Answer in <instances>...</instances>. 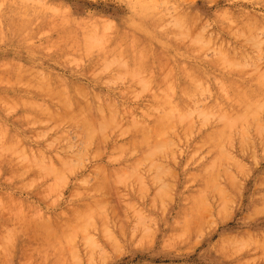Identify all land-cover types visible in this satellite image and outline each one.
<instances>
[{"label": "rangeland", "instance_id": "1", "mask_svg": "<svg viewBox=\"0 0 264 264\" xmlns=\"http://www.w3.org/2000/svg\"><path fill=\"white\" fill-rule=\"evenodd\" d=\"M13 1L18 2V0ZM19 1L23 4L25 3L24 7L27 11H31L28 16H23L22 18L27 23L25 24L27 32H20L16 23L18 20H15V17L13 18L12 14H10L11 10L4 8V6V11L1 12L2 16H0V76L7 78L10 75L11 79L8 78V80L12 83L11 80L14 74L12 67L14 72H16V66L20 65L16 63H21L22 66L28 67L33 76L27 69L26 71L31 74V77H34L35 74L38 75L39 80L40 78H45V76V80L50 77L49 83L51 85H53V82L57 83V78L55 77L57 75V81L63 78V82L68 84V89L70 88L74 93L76 91L71 85L73 82L75 85L85 87L84 90L87 94L81 92L82 95L79 96H81L80 99L83 98V102L89 100L92 110L89 107L90 111L89 109H83L82 112L77 108V111L80 110L83 114L85 111L84 117H86V114L88 115L87 111H89L90 117H92L90 119H95L96 116V121H99L100 115L98 113H101L99 112L101 108L106 116L108 115L106 114L108 109V113H111L112 116L110 114L107 117H113L114 119H111L115 121H112L113 123L111 122V124L109 119L110 124H108L106 123L108 118H103V120H107L103 122L108 124L107 126L101 120L96 122L99 128L95 126L94 130L97 128L96 131L99 130L98 133L100 131L102 133L99 135L95 133V136L92 135L93 140L89 142V138L92 137H89L88 133V138L84 137L86 133L82 132V130L79 131L80 128L78 129L83 122L82 124L78 123L75 127L74 123L71 122V125L64 118V122L68 121L69 125L67 122H59L57 124L56 119L58 117H55L54 121L57 125H53L52 122L54 121L50 122L51 119L48 120L49 117L46 118L41 114L45 108L47 111L52 109V106L51 108L46 107L52 103L50 102L51 99L48 101V95H45L46 98H44L39 93L41 97H38L35 93H32L34 91H30L29 88L26 87V89L23 86L22 89H15L6 79L7 86H5L3 82L5 77L3 79L0 78L3 83H0V95L2 94L0 99H3L5 94L4 100L7 101L6 96H11V98L7 96L10 99L9 105H7L8 102L6 103L3 100V103L0 100L2 102V104L0 102V106L4 105L6 107L7 105L6 108L3 107L5 110L0 107V264H264V141L259 144L257 132L255 133V130L264 126V118L257 119L254 116L258 115L257 109L255 110L256 105L254 104L255 108L253 106L252 109L250 108L253 111L252 116L257 119V123L262 124L261 126L259 123L258 125H255V123L252 126L249 124L247 125L249 129L245 127V124H242V126L244 125L242 129L247 131V136L242 139L245 141L243 142L245 144H242L243 146L239 144L241 142L238 140L240 139L238 138L239 136L242 137V133L240 132L241 135L239 133V129L240 131L242 130L239 128L241 124L237 125L236 134L234 129L230 130L231 133L228 131L231 136L229 133L224 132L226 135L224 136L223 133L221 138L220 135L222 134L217 131L216 135L218 137H216L220 140L216 138L218 140L216 143L220 142L215 146L218 147L220 153L215 155L218 156L220 154V156L219 159L215 157L216 167L213 169L210 162L214 159L210 160L212 152L208 149L212 144L209 140L206 141L207 143L205 142L207 136L206 138L204 137V132L213 130L210 129L213 126H218L213 128L220 130V119L212 118L207 123L206 121L204 123L202 116L199 117L194 112L192 114L191 111L190 114L185 113L182 116L184 119L193 115V121L191 118L187 119L192 121H188L187 126L192 127L191 124H193V128H191L193 132L186 128V130L188 129L187 133L190 134L183 132L182 135L181 132L186 124L181 125V119L176 118L180 113L173 112L174 116L176 115L174 117L175 120L173 116L167 117L168 120L170 121V118L173 119L174 123L181 127L179 129L176 124L174 125L173 121H170L172 123H168V126L170 128L173 124V127L170 129L166 127L167 131H169L167 133L168 137L162 132L165 128L162 127L163 129L161 128L159 132L160 129L158 127L159 125L162 126L164 121L167 123V118L163 120L162 124H160L161 120L157 122L156 125L159 124L157 127H155V124L153 126V123L159 120L157 118L160 116L158 113H162V110L160 111L153 104L154 98L152 97L153 100L150 98L153 95V91L154 93L159 91L162 93L161 89H155V80L159 79L160 73L165 71L163 68H166L167 76H170L169 79L173 80V82L169 79L170 82L167 81L168 77L164 74V77H166L164 83L165 81L172 83L174 94L179 93L178 86L183 81V74L179 69L183 63H187L184 67L188 65L189 67H195V71L191 72H198L200 76L196 74V77H201L197 82V79L191 75L192 79H196L195 82L191 81L193 85L195 84L194 88L197 86L196 88L200 89L204 86L205 90L210 88V93L205 92V90L203 92L201 89L199 91L195 89L194 95H191L194 97L186 98V102L188 99L190 101L185 102V104L194 107L195 103L193 101L196 102L195 99L197 101L200 100L199 106L196 103L195 108L198 107V109L201 108V110L205 111V109L200 107L202 106L200 104L206 103L208 105L207 103H209L211 105V102L215 101L216 104H223L225 110L228 109L230 118V109L235 105L233 100L235 97L232 98L230 96L232 89L235 90V87H239L240 84H243V87L248 86V89H253L257 85L255 84L256 81L253 80L255 83L251 81L252 79L260 77V80H264V0ZM29 7L32 10H29ZM38 16L42 18H40L41 20L47 21L46 23L49 26H45L44 21L41 23L38 20ZM148 16L156 20V22H153V19H149ZM147 18L151 21L149 22ZM34 19H37L40 23L38 21L35 23ZM145 19L146 22L144 21ZM177 19L178 21L175 24ZM183 19L187 22H185L186 24H189V28L185 27L184 24H182L183 26L179 25V21L181 23ZM154 26L155 30H153ZM169 26H172V29ZM247 26L251 28V32H248L249 36L246 34L248 37L243 34L244 28L246 32L248 31ZM162 27L164 30L165 28L170 30L171 36H169V39H160L158 36L157 29ZM183 29L186 31H181ZM130 30L133 34L136 33L134 35L138 37V40L141 37L147 38L145 40L146 45H144L142 38L141 41L143 46H147V48H144H150L147 56L146 54L145 56L150 62L151 66H149L151 69H148L149 66L146 67L149 64L148 62L144 67L146 70L143 69L144 72L141 73L148 77L150 74L154 76L152 75L153 78L150 77L152 78L151 83L148 82L149 84L147 83L145 86L137 81L140 86L135 84L136 82H132L135 81V77H138L137 75L142 77L140 72H137L136 75L135 72L134 74L131 73L132 70H129L131 72L127 71V68L131 69L136 62L143 66L142 60H144L143 58H137L138 60L132 58L131 60L130 56L138 57L135 47L139 43L136 45L137 38L135 39L132 33L130 34L133 35L136 46L130 42L132 41V37L130 38V35H128ZM124 31L125 34L127 33L126 38L122 34ZM180 31L185 34L183 35ZM177 32L179 35L181 34L182 40H186L185 38L188 41L205 40L206 38L208 45H210L206 46L204 50L202 49L201 51L203 52L200 51V54L186 52L183 50L184 46L178 44L182 40H175L179 36ZM65 33L68 37H66ZM64 36L70 42L72 41L71 39L76 44L79 42L77 46L80 47L77 48V46L70 45L68 48V43L65 44L67 47H64L63 45L66 41L64 43L60 42ZM170 38L174 41L171 42ZM113 40L116 43L118 42V51L122 52L124 56H121L118 52V56L115 57L116 44L113 49L112 45V52L109 53L108 51L111 54L109 56L106 53V50H108L106 47V52L100 53L105 56L103 55L104 57L96 59L101 61L98 62L99 64L96 63L98 66L95 63L92 64L97 69L96 67L91 69V61L98 54L91 53L89 56V54H86L88 49L93 47V50H91L94 52L96 47L100 48L99 46H101L102 48L105 44L109 47L110 44H113ZM83 42L84 44H82ZM185 42L187 41H183V45ZM250 42L252 44L253 42L256 43L253 46ZM130 43L131 46L133 45L132 48H134L132 52L135 55L137 54L136 56L131 53ZM127 44L129 45L127 46ZM88 45L90 46L88 47ZM91 45L93 46L91 47ZM71 47L75 52L74 50L68 51L66 54L64 49L68 48L67 50H69ZM139 47L137 48L142 52L141 47ZM153 48L155 52H153ZM232 48H234L233 51ZM77 49L81 51L77 52ZM158 49L161 50V53L157 52ZM227 52L235 53L233 62L226 61L221 56V53ZM112 53L115 54H113L114 57H110ZM162 53L168 56L166 62L169 60L170 63L166 65L171 66L170 69H168L169 66H164L163 68L160 66L163 63L162 61H165ZM154 54L155 57L153 56ZM80 55L83 56L81 57ZM71 56L73 59H70ZM107 56L108 59L105 60ZM156 56H163L164 58L162 60L159 57L161 63L157 62L162 69H159V67L158 69L155 68ZM133 60L135 63L133 62L132 64ZM12 62H15V66H13ZM123 68L125 69L124 71ZM257 72L259 73L257 74ZM29 74L23 75L25 76L23 78L26 80V76L30 77ZM129 74L135 75L134 80L131 78L132 76L129 77ZM191 78L189 75L185 80L189 79L190 81L192 80ZM218 78L224 83L226 90L222 89L223 86L217 80ZM162 79L164 78L162 77ZM227 79H234V82L239 80L241 83H235L237 85L234 86V82L232 80L227 82ZM29 80L31 81L30 78ZM46 82L44 81V83ZM59 82L58 84L61 87H65L62 82ZM217 83H219L220 87H218ZM231 83L232 85L234 84L233 88ZM206 86H209V88H206ZM133 88L134 94L130 90ZM135 89H137L138 93ZM138 89L144 90L140 92ZM167 90L164 93L173 94L171 89ZM234 90L232 92L235 95ZM243 90L245 94L249 91L245 90V88ZM197 91L199 92L198 95ZM235 91L237 93L241 92V90L238 92L237 89ZM151 93L152 95H150ZM222 95L228 98L224 100ZM12 96L16 99H12ZM76 96L78 97V93ZM17 97H20L21 100L23 98L25 100L33 99V101L35 100L34 102L37 101V105L41 101L44 102V104L39 105L40 108L43 107V109L39 108V110H42L39 119H44L42 121L38 119L33 122L34 124L32 123L33 119H30V123L28 112L31 118L33 116L31 114L32 110L27 109L24 105L23 109L20 104L21 100L18 101ZM197 97L200 98L198 99ZM214 97L216 99L213 101ZM97 100L100 103L95 105ZM105 103L107 104L105 105L106 108L104 107ZM146 103H149V105ZM252 104L250 103V105ZM150 106L151 108H149ZM185 107L186 105L182 109L185 110ZM204 107H206L205 113H207L208 106ZM219 107L217 108L218 110L221 108ZM60 108V105L54 103L53 110L55 113L58 111L56 115H63V111H61L63 108ZM224 109L221 108L222 113H224ZM154 110L159 116L154 115ZM146 112L153 114L154 118L153 116L148 118L149 114H147L148 116L142 115V113L146 114ZM247 113L249 115V109H247ZM22 114L28 117L25 119L27 122L24 120L25 116L22 121L18 119ZM77 115L83 117L79 112ZM92 115H95L94 118ZM45 116H48V114ZM63 116L65 117L66 114ZM60 117V120L63 119L62 116ZM50 118L53 120V117ZM197 119L200 120L198 121ZM85 120L87 121L88 119ZM141 120L144 125L154 121L152 127L159 129L158 132H162L163 136L157 133V129H149L150 124L144 126V129H139L141 127L140 124L135 127V124L137 126V123H139L138 121L142 123ZM37 121H39V124H36ZM90 122H93V120H89L88 124ZM185 122L187 123V121ZM98 123H101L102 129H100L101 127ZM130 123L134 124V126L129 127ZM102 124L105 128H103ZM87 127L84 126L86 132L87 129L95 132L93 125H89L90 128ZM253 127L256 129L253 130ZM137 129L140 131L136 132ZM174 129L176 133L173 132ZM152 130L153 133L156 132V136L152 134ZM216 130L213 131L216 132ZM80 132L82 136L79 135ZM92 132L90 133L92 134ZM134 132L137 134H134ZM140 132H142V135L145 132L148 133L150 141L153 137L154 140L152 141L154 143L151 142L149 144H155L156 147H154L155 145H150L152 147L148 146L149 149H144L143 146L145 144L148 145L149 142H146L149 139L145 137L146 143L142 141L145 144H139L138 146H141V150L131 149L132 145L133 147L135 144L136 146L138 145V141L135 138L140 140L139 138L142 137L143 140V136L139 137ZM171 132L173 133L170 134ZM4 133L7 135L5 136ZM9 133L14 134L15 141L19 139L20 143L23 144H20L19 140L15 143L13 142V144V135L11 134V136ZM151 134L154 136H151ZM102 135L103 138H101ZM9 136H11V139L8 138ZM164 136H167L168 140L164 138L166 142L163 141ZM184 136L185 138L183 139ZM202 136L205 143L200 145L201 142H198ZM130 138L135 139L137 142L134 140V144ZM6 139L8 140V142L6 141L7 144L12 140L11 145H17L16 143L20 145V147L17 145V149L14 148V151L10 150L11 154L9 152L6 154L7 161L8 159L12 161L9 162L10 164L4 160L6 156L4 157L3 154L6 153L7 148L13 146L9 145L8 147L5 142ZM128 140L133 143H129L130 149L127 148L129 146L128 143V146L125 147ZM221 140L224 141L221 143ZM246 141L249 143H246ZM212 143L214 145L213 141ZM3 145L5 146L4 149ZM164 146L166 148H163ZM164 149H166V152ZM142 150L144 152H141ZM156 151H158L159 156ZM216 151H218L217 148ZM216 151L214 150V152ZM139 152L145 155H140ZM155 153L157 156L155 155L154 157L153 154ZM8 154L12 156L8 157ZM138 154L144 156V159L143 157L139 158ZM146 154H149V156H146ZM64 155H69V158L67 163L60 165L59 159ZM152 156L154 158H149ZM146 157L148 158L146 159ZM226 157H230V160ZM141 160L143 161L141 162ZM13 162L15 163L14 165ZM18 163H20V166ZM9 165L11 166L9 167ZM203 165L204 167L209 166V168L214 170V173L209 170H206L210 173L209 175L207 172H202L204 169ZM8 167L13 169L16 167V172ZM42 167H46L44 168L45 170ZM45 232L47 233L44 234ZM49 252L53 254L52 256L54 254L55 256L51 257L50 254L49 258H46L45 254Z\"/></svg>", "mask_w": 264, "mask_h": 264}, {"label": "bare ground", "instance_id": "2", "mask_svg": "<svg viewBox=\"0 0 264 264\" xmlns=\"http://www.w3.org/2000/svg\"><path fill=\"white\" fill-rule=\"evenodd\" d=\"M25 2H26V1H25ZM24 5H25V3L23 4V3H22L21 1H19V0H18V2H14L13 0H10V1H9V0H0V16H2V15H1L2 13H1V12L4 11V8H9V9L11 10V11H10V14H12V17H13V18L15 17V20H18V21H16V23L18 24V29L20 30L21 33H24V32L26 33V32H27V30L25 29V28H26V27H25V24H27V23L24 22V20H23L22 18H23V16H24V17H25V16H28V15L30 14V12H31V11H27V9L24 7ZM4 6H5V7H4ZM14 6H15V7H14ZM3 7H4V8H3ZM27 8H28V7H27ZM30 9L32 10L31 7H29V10H30ZM36 12H37V11H36ZM32 13H33V12H32ZM34 13H35V12H34ZM144 13H145V12H144ZM148 13H150V12H148ZM146 14H147V12H146ZM147 15H148V14H147ZM149 16L152 17L151 14H149ZM149 16H148V17H149ZM35 17H37V15H35ZM35 17H34V18H35ZM151 17H149V19H150ZM26 18H27V17H26ZM38 18H39V19H38ZM38 18H37V19L40 20L41 23L44 21V20H41L42 18H41L40 16H38ZM40 18H41V19H40ZM28 19H30V17H28ZM37 19H36V20L34 19V20H35V23H37V21H38ZM147 19H148V18H147ZM149 19H148V21H149ZM152 19H153V18H151V20H152ZM151 20H150V21H151ZM144 21L146 22V19H145ZM150 21H149V22H150ZM177 21H178V19L175 21V24L177 23ZM12 22H13V21H12ZM44 22H45V21H44ZM46 22H47V21H46ZM46 22H45V26L48 25V23H46ZM153 22H156V20L153 19ZM153 22H151V23L153 24ZM185 22H186V21L183 19V20L181 21V23H180V21H179V25L184 24L185 27L187 26V28H189V26H188L189 24H186L187 22H186V23H185ZM38 23H40V22L38 21ZM189 23H190V22H189ZM12 24H13V23H12ZM163 24H164V23H163ZM168 24H169V23H168ZM175 24H174V25H175ZM40 25H41V24H40ZM154 25H156V24H154ZM158 25H159V24H158ZM169 25H171V24H169ZM48 26H49V25H48ZM147 26H148V25H147ZM150 26L153 27L152 25H150ZM150 26H149V27H150ZM166 26H168V25H166ZM182 26H183V25H182ZM182 26H181V28H182ZM171 27H172V26H169V28H171ZM244 27H245V26H244ZM245 28H246V27H245ZM245 28L243 29V27H242L243 31L245 30V31L243 32L244 35L248 34V32H251V28H250L249 26H247V30H248L247 32H246V29H245ZM12 29H13V28H12ZM152 29H153V28H152ZM155 29H156V28H155V26H154V29H153V30H155ZM167 29H168V28H167ZM167 29L165 28V30H164L163 27L160 28V29H157V31H158V36L160 37V39H163V38H168V39H169V36H171V32H170V30H167ZM171 29H172V28H171ZM177 29H178V28H177ZM179 29H180V28H179ZM174 30H175V29H174ZM231 30H232V29H231ZM181 31H184V29L181 30ZM181 31H180V32H181ZM185 31H186V30H185ZM185 31H184V32H185ZM241 31H242V30H241ZM126 32H127V31H126ZM148 32H150V31H148ZM148 32H147V33H148ZM172 32H174V31H172ZM175 32H176V31H175ZM184 32H181V33L184 35V34H185ZM187 32H188V30H187ZM101 33H102V32H101ZM128 33H129L128 35H130L129 37H130V38L132 37V39H131L132 41H130V42H132V44H134V41H135V40H133V35H134V34L136 35V33L133 34V33L131 32V30L128 31ZM130 33H132L133 35L130 34ZM33 34H34V33H33ZM122 34H124V35H125V38H126L127 33L125 34V31H124ZM177 34L179 35L178 32H177ZM23 35H24V34H23ZM65 35H66V33H65ZM131 35H132V36H131ZM135 35H134V36H135ZM148 35H149V33H148ZM237 35H238V34H237ZM244 35H243V36H244ZM21 36H22V35H21ZM149 36H150V35H149ZM248 36H249V34H248ZM248 36L246 35V37H248ZM66 37H68V36L66 35ZM153 37H154V36H153ZM153 37H152V38H153ZM63 38H64V40H63ZM69 38H70V36H69ZM136 38H137V39H136ZM141 38H142L143 40H142ZM141 38H139L140 40H138V37L135 36V39H136V41H137L136 45H138V43H139L138 46H136V45L134 44V45L136 46V47H135V50H137L136 52H137L138 55H137V54H136V55H137L138 57H133V56H130V57H131V60H132V58H134L135 60H138L137 58H143L144 60H146V59H147V60H146V62H144V60H142L143 63L140 62V63L143 64V66H141V64L139 65V63L136 62V64L132 65V68H131V69H129V68H127L128 70L126 69L127 71L132 70V72H131V71H129V72H131V73H133V74H134V72H135L136 75H137V72H140V73H141V72H144L143 69L146 70V68H144V67H145L146 63L149 62V61H148V58H147L146 56H147V54H148L147 52H148V50H149L150 48L146 49L147 46H143V43H144V45H146L145 40H147V38H144V37H141ZM198 38H199V37H198ZM202 38H203V37H202ZM18 39H19V37H18ZM154 39H155V37H154ZM170 39H171V38H170ZM177 39H178V40H180V39L182 40V38H181V34L178 36V38H175V40H177ZM185 39H186V40H182V41H180L179 43L176 42V41H175V42L178 43V44H182V46H184V47H183V50L186 51V52H190V53L200 54L199 52H200L202 49L204 50V49L206 48V46H209V45H210V44L208 45V41H206V38H205V40H204V39H203V40H202V39H201V40H200V39H196V40H191V41H188L187 38H185ZM246 39H247V38H246ZM61 40H63V41H61ZM61 40H60V42H63V43L66 41V43H64V45H63L64 47L66 46L65 44H67V43H68V44H67L68 48L70 47V45H72V46H73V45H74V46L79 45V42H78V44H76V42H74L73 39H71L72 41L70 42L68 38H65V36L62 37ZM129 40H130V39H129ZM141 40L143 41V43H142ZM151 40H152V39H151ZM247 40H248V39H247ZM67 41H68V42H67ZM160 41H161V40H160ZM173 41H174V40H173ZM173 41H172V39H171V42H173ZM183 41H187V42H185L184 45H183ZM259 41H260V40H259ZM72 42H74L76 45H75L74 43L72 44ZM108 42H109V41H108ZM108 42H107V43H108ZM164 42H165V41H164ZM256 42H257V41H256ZM256 42H253V44H255ZM70 43H71V44H70ZM93 43H94V42H93ZM93 43H92V44H93ZM96 43H97V42H96ZM112 43H113V44H110L111 46L109 45V47H108L106 44L103 45V46H105L104 48H103V46H102V48H101V46H99L100 48L96 47L97 50H96V48H95L94 52H92V50H93V47H92V46H93V45H91V47H92L91 49H92V50L89 48L90 51H89V49H88V51H87L88 53H86V54H89V56L91 55V53H92V54L95 53V55L98 54V56H95L96 58L94 57L95 59L91 61V65L94 64V63H95V65H97L96 63H98L100 60L97 61L96 59H99L100 57H104V56H105L104 54H103L104 56L101 55L103 52H104V53H105L106 51H107L106 53H108V51H109V53L112 52V49L115 47L114 45L116 44V46H117V43H118V42L116 43V41L113 40ZM209 43H210V42H209ZM250 43H251V42H250ZM82 44H84V42H83ZM98 44H101V43H98ZM140 44H141L142 46H141ZM178 44H177V46H178ZM253 44L251 43V45H253ZM112 45H113V47H112ZM128 45H129V44H127V46H128ZM63 46H62V47H63ZM67 46H66V47H67ZM89 46H90V45H88V47H89ZM127 46H126V47H127ZM139 46L141 47V51H142V52H140V50L137 48V47H139ZM161 46H162V45H161ZM231 46H232V45H231ZM253 46H254V45H253ZM64 47H63V48H64ZM79 47H80V46H77V48H79ZM83 47H85V46H83ZM86 47H87V46H86ZM106 47H107L108 50H106ZM111 47H112V49H111ZM130 47H131V48H130ZM132 47H133V45L131 46V43H130L129 48H130V50H131V53L133 54L134 52H132V51H134V48H132ZM140 47H139V48H140ZM144 47H146V48H144ZM232 47H233V46H232ZM63 48H62V50H63ZM68 48H67V49H68ZM136 48H137V49H136ZM154 48H155V47H154ZM154 48L152 49L153 52H155ZM60 49H61V48H60ZM67 49H64V50L66 51V54L68 53V51H73V50H74V49H72V47L70 48L71 50H70V49L67 50ZM75 49H76V47H75ZM82 49H84V48H82ZM99 49H100V50H99ZM103 49H104V50H103ZM132 49H133V50H132ZM216 49H217V48H216ZM64 50H63V51H64ZM77 50H78V51H77ZM77 50H76L77 52H80V51H81V50H79V49H77ZM101 50H102V52H100ZM105 50H106V51H105ZM116 50H117V51H116ZM116 50H115V52H114L116 55H115L114 53H112V56H110V57H114L113 54L115 55V57L118 56V55H117L118 52H119V51H118V50H119L118 46H117V49H116ZM127 50H128V49H127ZM138 50H139V51H138ZM143 50H144V51H143ZM145 50H146V53H145ZM233 50H234V48H232V51H233ZM84 51H85V50H84ZM74 52H75V50H74ZM89 52H90V53H89ZM96 52H97V53H96ZM116 52H117V53H116ZM138 52H139V53H138ZM157 52L161 53V50L158 49ZM201 52H203V51H201ZM234 52H235V51H234ZM59 53H60V52H59ZM82 53H83V52H82ZM100 53H101V54H100ZM109 53H108V56L111 55V54H109ZM119 53L121 54V56L123 55L122 52H119ZM126 53H127V52H126ZM143 53H144V54H143ZM159 53H158V54H159ZM78 54H81V53H78ZM127 54H128V53H127ZM139 54H140V55H139ZM141 54H142L144 57H143ZM145 54H146V56H145ZM158 54H156V55H158ZM217 54H218V53H217ZM130 55H131V54H130ZM133 55H135V53H134ZM136 55H135V56H136ZM162 55H164V58H165V61H162V62H163V63L165 62V64L161 63V60H160V58H161L162 60L164 59L163 56H162V57H160V56H156L157 59H159V61H157V59H156V67H155V66H154V67L157 68V69H158V67H159V69H162L164 66H165V67H166V66H169V65H166V64H169V63H170L169 60H168V62H166V59H168V58H167L168 56L165 55V54H163V53H162ZM233 55H235V53H233V54H232V53H229V52H227V53H221V56L223 57V59L226 60V61H229V62H233V59H234V58H233ZM80 56L82 57L83 55H80ZM85 56H86V55H85ZM87 56H88V55H87ZM108 56L105 57V60L108 59ZM119 56H120V55H119ZM121 56H120V57H121ZM123 56H124V55H123ZM153 56L155 57V54H154ZM194 56H195V55H194ZM202 56H204V55H202ZM218 56H219V55H218ZM63 57H64V56H63ZM63 57H62V58H63ZM68 57H70V56H68ZM81 57H79V58H81ZM159 57H160V58H159ZM236 57H237V56H236ZM77 58H78V57H77ZM79 58H78V59H79ZM83 58H84V57H83ZM145 58H146V59H145ZM59 59H61V58L59 57ZM66 59H67V58H66ZM70 59H73L72 56H71ZM81 59H82V58H81ZM223 59H222V60H223ZM237 59H238V58H237ZM74 60H75V59H74ZM110 60H111V59H110ZM112 60H113V59H112ZM234 60H235V59H234ZM61 61H62V60H61ZM59 62H60V61H59ZM89 62H90V61H89ZM100 62H101V61H100ZM103 62H104V61H103ZM106 62H107V61H106ZM108 62H110V61H108ZM113 62H114V60H113ZM133 62L135 63L134 60H133L131 63L133 64ZM157 62H158V63H159V62L161 63L160 66H161L162 68H161L160 66H158L159 64H158ZM229 62H227V63H229ZM72 63H74V62H72ZM72 63H71V64H72ZM144 63H145V64H144ZM12 64H13V66H15V65H14L15 62H14V63L12 62ZM16 64H17V65L20 64L21 66H20V65H19V66H16V67H17V69L15 68V69H16V70H15L16 72H14V69H13V67H12V70H13V73H14L13 76H12V80H11L12 83L8 80V78L11 79V78H10V77H11L10 75H9V77L7 76V78H6L5 76H4L5 78H4L3 76H0V78H2V79L4 78V79H3L4 85L7 86V84H6L7 82H5V81L8 80V81L10 82V84H12V85L15 87V89H22V86L25 87V88L27 87V88L30 89V91H31V90L34 91V92H32V93H35V95H37L38 97L40 96L39 93H41V96H43L44 98H46L45 95H48V101L51 99L50 102H52L51 104H49V105L46 106V107H49V108H51V106H52V109H51V110H52L53 112L51 113V110H50V109H49V111H47L46 108H45V109H43V107L40 108L39 105L42 104V103L44 104V102H42V101H41V103H40L39 105H37V104H38L37 101L34 102L35 100L33 101V99H26V100H25V99L23 98V99L21 100L20 97H17V100H18V101L21 100V102H20V104L22 105L21 107H23V105H24V107H26L27 109L32 110L31 114H32L33 116H31V118H30V113L28 112V114H29V120H30V119H33L32 123L39 119V117H40V112H42V110H39V108H40V109H43V111H44V112H42L41 114H42L44 117H46V118L49 117L48 120L51 119L50 122H51V121H54V118H55V117H58V119H56V120H57V121H56L57 124H58L59 122H60V123L64 122V118L67 119V120L70 122L71 125H72V123H74V124H75V127H76V125H78V123H81V124H82V122H83V124H82L83 126L80 125L81 127H78V126H77V127H78V129L80 128L79 131L82 130V132L86 133V135H84V137H87V138H88V136H89V137H92V138H89V140H88L89 142H90V141L92 142V140H93V136H95V133H97L98 135L102 133L101 131H100V133H98L99 130L96 131V129L99 128V127L96 125V122H99L100 120L102 121V123H103V122H106V121H107V120H105L106 118H108V122H106V123H108V124H110L112 121H113V122L115 121V120H113V119H114L113 117H110V118L107 117L108 115L111 114V113H110V114L108 113V112H109L108 109L106 110V111H107L106 114H108V115L106 116L105 114H103L104 112H102V109L100 108V107H101L100 105H99V106H100L99 108H100L101 111H99V112L102 113V114H101V113H98V114L100 115V116L98 115L99 118H100V120L98 119L99 121H96L97 118H96L95 115H92L93 118H94V116H95V119H90V118H92V117H90L91 115L89 114L90 109L92 110V107H90L91 104L88 102L89 100H86V102H83V101H82L83 98L80 99L81 96H79V95H82L81 92H83L84 94H87L86 91L84 90L85 87H82L81 85H75V84H73L74 82H73V83L71 82V83H72L71 85L73 86V89L76 91V92L74 93V92H72V91L70 90V88L68 89V87H67L68 84H65V83L63 82V81H64L63 78L60 77L62 80L59 79V80L57 81L58 77H57V75H56V76L54 75V76L57 78V79H56V82H57V83H54V82H53V85H51V84L49 83V79H51L50 77H49V79L47 78L48 81L45 80V79H46V76H45V78H44V77H43L44 75L42 76V77H43L42 79L40 78V80H39L37 74H35V76H36V77L34 76L35 78H34V77H31V76H33V74H32V72H31V70H28V67L22 66L21 63H16ZM98 64H99V63H98ZM162 64H163V65H162ZM185 64L187 65V63H185ZM185 64L183 63V64L181 65V68H182V69L179 67V68H180L179 70H181L180 72L183 74V76H182L183 81L180 82V85L178 86V88H179V93H177V94H174V91H173V90H174L173 85H171L172 83H171V84L169 83V82L171 81V79H169L170 76H167L168 73H166V71H167L166 68H163V70L165 69V71H164V72H161V73H163L162 75H161V73H160V77H159V79H156V78H155V79H156V80H155V82H156V84H155V89H157V90H160V89H161L162 93H160V91H159V92H158V91H155V92H158V93H154V91H153V95H152V93H151L150 95H152V96H151L150 98H151L152 100H153V98H154V100H153L154 103H153V104H154L158 109H160V111L162 110V113H158V114L160 115V116H159V115L156 113V111L154 110V111H155L154 115H155V116H159V117H157L159 120L156 121V123H155L154 121H152V123L154 122V123H153V126H155V125L157 124V122H159L160 120L162 121V122H160V124H162V123H163V120H164L165 118H167V117H170V116L172 117V116H173V118H174V117L176 116V115L174 116V113H177V114L180 113V115H179L178 117H176V118H179V120L181 119V121H180V122H181V123H180L181 125H182V124H186V126L184 125V126H185V127H184V130H183V126H182V130H183V131L181 130V131H182L181 133H182V135H183V132L186 133V134H190V133H187V130H188V129H190V132H193V131H191V128H193V124H191L192 127L189 126L190 128L187 126V125H188V121H190V119H189V120H187V119H188V118H191V119H192L193 115H192V117H186L187 119H184L182 116H183V114H185V113H189V114H190V111H191L192 114H193V112H194V113H196L197 115H199V117L202 116V118H203V120H204V123H205V121H206V123H207V122L210 121L212 118H218V119H220V122H219V121H218V122H219V124L221 123V125H219V126H221V127H220L221 129L219 128L220 130H216V128H217L218 126H213V127H216V128L211 127L210 129H213L214 131L216 130V132H214L213 130H209V132H208V131H205V132H204V133H205V136H204V137L206 138V136H207V140H205V142L209 140V141L211 142V144H212V145H210V146H211V147H213V146L216 147L215 145L218 144V143L220 142V141H219L218 143H216L218 140H220L219 138H217V137H218V135H216V134H217V131H219V133L222 134V135L219 134L220 137L222 138L224 132H226V133L228 134V133L230 132V130H232V129H234V133L236 134L237 132H236L235 130L237 129V125H239V124H241V127H239V128H241V129H242V127H244V125L242 126V124H245V127L248 128L247 125H249V124H251V126L254 125L255 123H256L255 125H258V123H259V122L257 123V119H258V118H264V85H263L264 80H262V79L260 80V79H259L260 77H258V78H254V79L251 80L252 82L256 81V83H255V82H254V83L257 85V87L255 86L256 88H253V89L250 87V88L252 89V91H251V89H248V88H249L248 86L243 87V84H240L241 82H240L239 80H238L237 82H236V81L234 82V79H233V80H232V79H227V82H228L229 80H232V81L234 82V84H235V83H237V84L239 83V84H240V85H239L240 88H239L238 86L235 87V88L238 90V92L241 90L240 93H237V91H235L236 89H235V90L232 89V91L234 90L235 95H234V93H233L232 91H231V93L229 92V93L231 94L230 96H232V98L235 97V98H233V100H234V102H235V105L233 104L234 107L231 108L230 106H228V107L231 108V109H230V110H231L230 118H229L228 111H227L228 109L225 110V109L223 108V104H219V103H218V100H217V103H218V104H216V102L214 101V99H216V97L213 98V101H214V102H213V103L211 102V105H209V103H207L208 105H206V103H203L204 106H208V111H207L208 114L205 113L207 109H206V107L203 106V104H200V105H202V106H200V107H202V109H205V111L201 110V108L198 109V107L195 108V105H197V104L199 103L200 100L197 101V99L194 98V99L196 100V102L193 101V103H195L194 107H192L191 105H187V104H185V102H186L185 100H187L186 98L189 97V99H190V98H193V97H194V96H191V95H194L193 93H194V90H195V89L198 90V91L201 89V90H203V92H204V90H205V88H203L204 86L201 87L200 89H199V88H196L197 86L194 88V85H195V84L193 85L192 83L195 82L196 79H197V82H198V79H200L201 77H200V78L198 77V76H200V75H198V72H197V73H196V72H195V73L191 72V71H195V69H194L195 67H193V66H192V67H189V65H188L187 67H184ZM91 65H90L91 69H92V67H93V68L96 67V66H94V65H92V66H91ZM117 65H118V64H117ZM149 65H150V62H149V64H148L146 67H148ZM190 65H192V64H190ZM228 65H229V64H228ZM228 65H227V66H228ZM11 66H12V65H11ZM97 66H98V65H97ZM99 66H100V65H99ZM106 66H107V65H106ZM108 66H110V65H108ZM120 66H121V65H120ZM150 66H151V65H150ZM150 66L148 67V69L150 68ZM234 66H235V65H234ZM170 67H171V66H169L168 69H170ZM236 67H237V66H236ZM31 68H32V67H31ZM177 68H178V67H177ZM237 68H238V67H237ZM242 68H243V67H242ZM26 69L29 71V73L31 72L32 75L29 74L28 71H26ZM29 69H30V68H29ZM32 69H33V68H32ZM35 69H36V68H35ZM35 69H34V70H35ZM96 69H97V67H96ZM150 69H151V68H150ZM37 70H38V69H37ZM94 70H95V69H94ZM124 70H125V69L123 68V71H124ZM32 71H33V70H32ZM25 72L28 73L29 76L31 75L30 77L26 76V78H27L26 80H28V81H26V80L23 78V77H25V76H23V75H28V74H26ZM34 72H35V71H34ZM129 72H128V73H129ZM186 72H187V73H186ZM191 73H192V74H191ZM258 73H259V72H257V74H258ZM95 74H97V72H95ZM158 74H159V73H158ZM164 74H165L166 77H168V78H167V81L170 80L169 82L165 81V83H164V80L166 79V77H164ZM182 74H181V75H182ZM194 74H195V75H194ZM196 74L198 75L197 77H196ZM11 75H12V74H11ZM152 75H153V74H150L149 77H148L147 75L144 76V73H143V74L141 73V76H142V77H140V75H137L138 77H135V75H130V74H129V77L132 76L131 78H132L133 80H134V77H135V81H132V79L130 78L131 81H132L133 83L137 81V82L142 83V84L145 86V84H147L148 82L151 83V81H152L151 79H152L153 76H154V75H153V76H152ZM185 75H186V76H185ZM189 75H190V78H191V75H192V77H195L196 79L194 80V79L191 78L192 80H190V81H189V79H188V80H185V78H186L187 76H189ZM261 75H262V73H261ZM261 75H259V76H261ZM39 76H40V75H39ZM96 76H97V75H96ZM143 76H144V77H143ZM18 77H19V78H18ZM55 77H54V78H55ZM145 77H147V78H149V79H147V78H145ZM150 77H152V78H150ZM162 77H163L164 79H162ZM172 77H173V76H172ZM172 77H171V78H172ZM204 77H205V76H204ZM29 78L31 79V81L29 80ZM32 78H33V79H32ZM5 79H6V80H5ZM168 79H169V80H168ZM24 80H25V81H24ZM32 80H33V81H32ZM184 80H185V81H184ZM217 80L221 83V86H223L222 89L224 88V89L226 90V88H225L224 85H223L224 83H223L221 80H219V78H218ZM253 80H254V81H253ZM0 81H1L0 83L3 84L1 79H0ZM41 81H42L43 83H42ZM44 81H45V82L47 81V82L44 83ZM59 81H60V82H59ZM191 81H193V82L191 83ZM25 82H26V83H25ZM50 82H51V80H50ZM58 82H59V83L62 82V83L65 85V87H61L60 84H58ZM137 82H136L135 84H138ZM155 82H154V83H155ZM171 82H173V80H172ZM197 82H196V83H197ZM216 82H217V81H216ZM230 82H231V81H230ZM23 83H24V84H23ZM28 83H29V84H28ZM48 83H49V84H48ZM161 83H164V84H161ZM174 83H175V82H174ZM257 83H258V84H257ZM8 84H9V83H8ZM26 84H27V85H26ZM63 84H62V86H63ZM135 84H134V85H135ZM148 84H149V83H148ZM197 84H198V83H197ZM197 84H196V85H197ZM229 84H230V83H229ZM234 84H233V85H234ZM237 84H235L234 86H236ZM138 85L140 86V84H138ZM156 85H158L157 87H159V88H157ZM170 85H171V86H170ZM217 85H218V87H220L219 83H217ZM231 85H232V83H231ZM233 85L231 86L232 88L234 87ZM139 86H137V87H139ZM146 86H147V85H146ZM199 86H201V84H199ZM228 86H229V85H228ZM9 87H10V86H9ZM11 87H12V86H11ZM216 87H217V86H216ZM218 87H217V88H218ZM242 87H243V89L245 88V90L247 89V90H249L250 92L248 91V92H249V93H248V92L246 91L247 94H245V91L242 89ZM246 87H247V88H246ZM27 88H26V89H27ZM131 88H132V87H131ZM206 88H209V86H208V87L206 86ZM217 88H216V90L219 89V88H218V89H217ZM13 89H14V88H13ZM155 89H154V90H155ZM167 89H171V90L173 89V90H172V91H173V94L168 93V92H170V91H168ZM209 89H210V88H209ZM209 89H208V90L206 89L205 92L207 91L208 93H210V92H209V91H210ZM222 89H221V90H222ZM239 89H240V90H239ZM74 90H73V91H74ZM130 90L132 91V90H134V88H133V89H130ZM135 90H136V92H137V89H135ZM138 90L141 92V91L144 90V89H141V90L138 89ZM165 90H167L168 92H167V93H164ZM242 90H243V91H242ZM84 91H85V92H84ZM198 91H197V95H198V93H199ZM129 92H130V91H129ZM132 92H133V91H132ZM195 92H196V91H195ZM201 92H202V91H201ZM201 92H200V94H201ZM223 92H224V91H223ZM77 93H78V97H79V98L76 96ZM92 93H93V92H92ZM134 93H135V92H133L132 94H134ZM137 93H138V92H137ZM171 93H172V92H171ZM218 93H219V92H218ZM225 93H227V92H225ZM232 93H233V94H232ZM38 94H39V95H38ZM43 94H44V95H43ZM84 94H83V95H84ZM93 94H94V93H93ZM195 94H196V93H195ZM200 94H199V95H200ZM219 94H222V93L220 92ZM1 95H2V94H1ZM1 95H0V98L2 97ZM4 95H5V94H4ZM4 95H3L4 98H3V99H0L2 102H3V100L5 99V96H4ZM25 95H26V94H25ZM27 95H28V94H27ZM197 95H195V96H197ZM227 95H229V94H227ZM236 95H237V96H236ZM7 96H9V95H7ZM7 96H6L7 101H5V100H4V101H5L6 103L8 102L7 105H9V103H10V99H8ZM41 96H40V97H41ZM190 96H191V97H190ZM230 96H229V97H230ZM251 96H252V98H251ZM33 97H34V96H33ZM49 97H50V98H49ZM133 97H134V96H133ZM152 97H153V98H152ZM222 97L224 98V100H226V99L228 98V97H226L225 95H224V96L222 95ZM9 98H11V96H9ZM88 98H89V97H88ZM197 98L199 99L200 97H197ZM230 98H231V97H230ZM232 98H231V99H232ZM249 98H251L252 100L250 99V100H251V101H250ZM12 99H16V98L12 96ZM94 99H95V98H94ZM189 99H188V101H190ZM231 99H230V100H231ZM31 100H32L33 102H32ZM38 100H39V99H38ZM95 100H96V99H95ZM233 100H231V101H233ZM248 100H249V102H250L251 104H252V102H253V104L250 105V103L248 102ZM253 100H254V101H253ZM1 101H0V102H1ZM23 101H24V102H23ZM188 101H187V102H188ZM2 102H1V104H2ZM28 102H29V103H28ZM187 102H186V103H187ZM254 102H255V103H254ZM3 103H4V102H3ZM36 103H37V104H36ZM54 103L60 105V106H61L60 109L63 108V109L61 110V111H63V115L66 114L65 117H64L62 114H59V115L62 116V118H63V119H61V120H60L61 117H60L59 115H56V114L58 113L59 109L57 108L58 111H57V109H56V111H57L56 113H55L54 110H53V105H54ZM99 103H100V101L98 102V100H97L96 103H95V105H97V104H99ZM190 103H191V102H190ZM193 103H192V105H193ZM196 103H197V104H196ZM220 103H222V102H220ZM226 103H227V102H226ZM230 103H231V102H230ZM146 104L149 105V103H146ZM214 104H216V106L218 105V107H219V105H221L220 107H221L222 109L225 110V111H223L224 113H222L220 107H219L220 109L218 110V109H217L218 107L214 106ZM227 104H228V103H227ZM248 104H249V105H248ZM254 104L256 105V108H255V105H254ZM7 105H6V107H7ZM105 105H107V104H106V103L104 104V107L106 108ZM148 105H147V107H148ZM185 105H186L185 110H188V111L183 110ZM228 105H229V104H228ZM41 106H42V105H41ZM155 106H154V107H155ZM198 106H199V104H198ZM226 106H227V105H226ZM248 106H250V107H248ZM252 106H253V108H255V110L257 109V111H258V115H254L257 119H256L254 116H252V115H253V113H252L253 111H251ZM0 107L3 108L4 105H2V106H0ZM6 107H4V108H6ZM8 107H9V106H8ZM24 107H23V109H24ZM44 107H45V106H44ZM89 107H90V109H89ZM203 107H204V108H203ZM4 108H3V109H4ZM77 108L80 109L81 111H82L83 109H85V110H86V109H89V111H87L89 116L86 114L85 116H86L87 118L84 117L83 115L85 114V111H84V114H83V113L80 112V110L77 111V110H78ZM142 108H143V107H142ZM149 108H151V106H150ZM182 108H183V109H182ZM250 108H251V109H250ZM96 109H98V108H96ZM139 109H141V108H139ZM143 109H144V108H143ZM247 109L250 110L249 115L251 114L252 117L248 115V113H247ZM4 110H5V109H4ZM45 110H46V111H45ZM76 111H77V112H76ZM160 111H159V112H160ZM37 112H38L39 114H38ZM59 112H60V111H59ZM78 112H79L80 115H82L83 117L78 116V115H77ZM82 112H83V111H82ZM97 112H98V111H97ZM143 112H145V111H143ZM173 112H174V113H173ZM220 112H221V113H220ZM225 112H227V113H225ZM33 113H35V114H33ZM44 113H46L45 115L48 114V116H45ZM50 113L52 114V116H50V115H51ZM23 114H26V113H23ZM23 114H22L21 116L19 115L20 117H18V119H19L20 121H22V118H23L24 116H25V117H24V120L28 118V117H26L27 114H26V115H23ZM49 114H50V115H49ZM92 114H93V113H92ZM147 114H149L150 116H148ZM156 114H157V115H156ZM161 114H162V116H161ZM224 114H226L225 116H228V117H225ZM34 115H35V116H34ZM42 115H41V116H42ZM53 115H55V116H53ZM102 115H103V117H102ZM104 115H105V117H104ZM142 115H147L148 118H151V116H153V118H154V115H153V114H150V113H147V112H146V114H143V113H142ZM111 116H112V114H111ZM33 117H34V118H33ZM50 117H53V120H52V118H50ZM59 117H60V118H59ZM83 118H84V119H83ZM103 118H105V119L103 120ZM111 118H113V119H111ZM182 118H183V120H182ZM197 118H198V116H197ZM18 119H17V120H18ZM43 119H44V118H41V119H39V120L42 121ZM85 119H88V120H87L88 122H89V120H91V121L93 120V122H90V123H92V124H90V123L88 124V122H87ZM109 119H110L111 121H110ZM141 119H142V118H141ZM59 120H60V121H59ZM139 120H140V119H139ZM142 120H144V119H142ZM142 120H141V121H142ZM174 120H175V118H174ZM176 120H178V119H176ZM179 120H178V121H179ZM184 120L187 121V123H186ZM197 120H198V119H197ZM199 120H200V119H199ZM199 120H198V121H199ZM203 120H202V121H203ZM215 120H216V119H215ZM68 121H65L64 123L67 122L68 125H69V122H68ZM85 121H86L87 124L85 123ZM94 121H95V122H94ZM109 121H110V123H109ZM134 121L136 122L135 119H134ZM150 121H151V120H150ZM167 121H168V122H167ZM170 121H173V119L170 118ZM170 121H169L168 118H167V120H166L167 123H165V121H164V123L162 124V126L159 125V124H158L159 126H158V125L155 126V127L158 126L160 130L157 129V128H155V127H152V123L150 122L149 124H150L151 127L149 126V129H151V128H152L153 130H156V129H157L156 131H157V133H158L159 135H162V136H163L162 132H164V134L167 135V136L169 137V135L167 134L169 131H167V130L170 129L171 127H173V124H172V126L169 128V126H168L169 124H168V123H172V122H170ZM192 121H193V119H192ZM192 121H190V122H192ZM258 121H259V120H258ZM262 121H263V120H262ZM18 122H19V121H18ZM25 122H27V120H25ZM71 122H72V123H71ZM113 122H112V123H113ZM131 122H132V121H131ZM138 122H139V123H137V126H136V124H135L134 122H132V123L135 124V127H138V125L140 124L141 127H139V129H140V128H141V129H144V126L149 125V124L146 123V122H145L146 125H144V122H143V121H142V123H140V121H138ZM183 122H185V123H183ZM190 122H189V123H190ZM215 122H217V121H215ZM30 123H31V120H30ZM37 123L39 124V121H37L36 124H37ZM54 123H55V121L52 122V124H53V125H57L56 123H55V124H54ZM106 123H103V124L107 126L108 124H106ZM112 123H111V124H112ZM173 123H174V121H173ZM178 123H179V122H178ZM195 123H196V122H195ZM213 123H214V121H213ZM213 123H212V124H213ZM25 124L27 125V123H25ZM33 124H34V123H33ZM84 124H85V125H84ZM98 124H99V123H98ZM103 124H102V125H103ZM134 124H131V123H130L128 126H129V127H130V126L133 127ZM142 124H143V125H142ZM154 124H155V125H154ZM165 124H166V125H165ZM175 124H176V123H174V125H175ZM197 124H198V125H202V124H199V123H197ZM261 124H262V123H261ZM261 124L259 123L260 126H261ZM71 125H70V126H71ZM89 125H93V130H94L95 126L97 127V128L94 130L95 132H92L90 129H87V132H86V129L84 128V126H85V127L88 126L87 128H90ZM100 125H101V123L99 124V126H100ZM104 125H103V128H105ZM170 125H171V124H170ZM176 125L178 126V124H176ZM29 126H30V125H29ZM31 126H32V125H31ZM49 126H50V125H49ZM73 126H74V125H73ZM160 126H161V127H160ZM164 126H165V127H164ZM100 127H101V126H100ZM115 127H116V125H115ZM129 127H128V128H129ZM142 127H143V128H142ZM162 127L165 128L166 131H165V129H163ZM166 127H168V129H167ZM180 127H181V126H178L179 129H180ZM234 127H235V128H234ZM49 128H50V127H49ZM83 128H84L85 130H84ZM154 128H155V129H154ZM161 128H162L164 131L162 130V132L159 133V132L161 131ZM174 128H175V127H174ZM186 128H188V129L186 130ZM246 128H245V129H246ZM253 128H254V127H253ZM75 129H77V128H75ZM100 129H102V127H101ZM113 129H114V128H113ZM179 129H178V130H179ZM225 129H226V130H225ZM248 129H249V128H248ZM255 129H256V128H254L253 130H255ZM89 130H90V131H89ZM103 130H104V129H103ZM120 130H121V129H120ZM134 130H136V129H134ZM153 130H152V134H154V135L156 136L157 134H155V133H156L155 131H154L155 133H153ZM158 130H159V132H158ZM185 130H186V131H185ZM223 130H224V131H223ZM242 130H243V131H242ZM242 130L240 131V129H239V133H240V132L242 133V135H241V133H240V135H241L242 137L239 136L238 138H240V139L237 138V139L241 142V143H239L240 145H242L243 142H245L244 140H242L243 137L247 136V131H245L244 129H242ZM246 130H247V129H246ZM79 131H77V132L79 133ZM110 131H111V130H110ZM138 131H140V130L137 129L136 132H138ZM175 131H176V130L174 129L173 132H175ZM220 131H223V132H220ZM228 131H229V132H228ZM244 131H245L246 133H245ZM90 132H92V134H91ZM136 132H134V134H137ZM142 132H143V131H142ZM142 132H140L141 135L139 134V137H140V136H143V140H142V137H141V138L138 137L141 141L138 140L137 138H135L138 142L134 139V140L138 143L137 146H136V144H135V141L133 140V138H134L135 135L133 136L132 139L130 138V140L133 141V143L135 144V145H134L135 148L133 147V145H132L133 143H132L130 140H128V142H126V146H125V147H127V146L129 145L127 148L130 149V148H129V147H130V144H129V143H132V144H131V145H132V148H131V149H140V150H141V146L138 147L139 144H140V145H144L147 141H149V142H148V145L145 144L146 146H145V145L143 146L144 149L146 148V150H147V149H149L148 146H149V147L154 146L155 144H153V145H152V144H149V143L153 142V141H152V140H154L153 137L151 138V141H150V139H149L150 137L148 136V133L145 132V133H143V135H142ZM165 132H166V133H165ZM173 132H171L170 134H172ZM256 132H257V136H258V138H259L257 141L259 142V144H261V142L264 141V126L258 128L257 130H255V133H256ZM87 133H88V136H87ZM93 133H94V134H93ZM175 133H176V132H175ZM181 133H180V134H181ZM230 133H231V132H230ZM230 133H229V134H230ZM243 133H244V134H243ZM2 134H3V133H2ZM4 134H5V133H4ZM11 134H12L13 136H12ZM11 134L9 133V135H11V136L13 137V141L11 140L12 143H13V142L15 143L16 141L19 140V139H18V140L15 141V140H14V139H15L14 134H13V133H11ZM90 134H91V135H90ZM145 134H146V136H145ZM152 134H151V136H154V135H152ZM186 134H184V135H186ZM207 134H208V135H207ZM232 134H233V133H232ZM235 134H234V135H235ZM6 135H7V134H5V136H6ZM79 135L82 136V133L80 132ZM92 135H93V136H92ZM202 135H203V134H202ZM225 135H226V134L224 133V136H225ZM243 135H244V136H243ZM11 136H9L8 138L11 139V138H10ZM77 136H78V134H77ZM167 136H164L163 139H164V138L167 139V138H166ZM216 136H217V137H216ZM230 136H231V134H230ZM16 137H17V136H16ZM41 137H42V136H41ZM145 137H146V139H149V140H146ZM174 137H175V135H174ZM187 137H188V136H187ZM204 137L202 136V138L199 139V142H198V143L201 142L200 145H202V144L205 143V142H204ZM5 138H7V137H5ZM101 138H103V135H102ZM105 138H106V137H105ZM184 138H185V136L183 137V139H184ZM216 138H217L218 140H216ZM247 138H248V137H247ZM165 139H164L163 141L166 142ZM201 139H202L203 141H202ZM226 139H227V138H226ZM226 139H225V140H226ZM244 139H245V138H244ZM85 140H86V138H85ZM145 140H146V142H145ZM167 140H168V139H167ZM200 140H201V141H200ZM248 140H249V138H248ZM259 140H260V141H259ZM6 141L8 142L7 139L5 140V142H6ZM11 141H9L10 143H8V144H7V142H6V144H7L8 147H9V145H10V146H13V145H11V144H12ZM86 141H87V140H86ZM129 141H130V142H129ZM142 141H144L145 143L142 142ZM212 141L214 142V145H213ZM223 141H224V140H221V143H222ZM5 142H4V143H5ZM20 142H21V141L19 140V143H20ZM140 142L143 143V144H141ZM233 142H234V141H233ZM14 143H13V144H14ZM19 143H16V144L18 145V147H20ZM127 143H128V145H127ZM153 143H154V142H153ZM206 143H207V142H206ZM237 143H238V142H237ZM246 143H249V142L246 141ZM262 143H263V142H262ZM6 144H5V145H6ZM20 144H23V143H20ZM85 144H87V143H85ZM244 144H245V143H244ZM244 144H243V145H244ZM263 144H264V143H263ZM17 145H14V146L11 147V148H7V151H5L6 153H5L4 150H3V152L5 153V154H3V156H4V157L6 156V157L4 158V160H5L6 162H8V164H10L9 162H10L11 160L8 159V161H7V159H6V158H7V155H6V154H7L8 152H9V154H11V151H10V150H13V151H14V148L17 149ZM150 145H152V146H150ZM236 145H238V144H236ZM243 145H242V146H243ZM1 146H2V145H1ZM207 146H209V145H207ZM4 147H5V146L3 145V149H4ZM21 147H22V146H21ZM84 147H85V146H84ZM154 147H156V145H155ZM211 147H210V148L208 147V149H210V152H212V156H213V155H214V156H213V158H212V156H211V157H210V160H213V159L215 160V157H216V159H219L220 154H219L218 156L215 155V154L220 153L218 147H216L218 151H216V148H214V147L211 148ZM227 147H229V146H227ZM232 147H233V145H232ZM12 148H13V149H12ZM127 148H125V149H127ZM143 148H142V149H143ZM163 148H166V146H164ZM163 148H162V150H163ZM220 148H221V147H220ZM18 149H20V148H18ZM120 149H121V148H120ZM144 149H143V150H144ZM151 149H152V148H151ZM151 149H150V151H152ZM153 149L155 150V148H153ZM157 149H160V148H157ZM211 149H212V150H211ZM8 150H9V151H8ZM143 150H142L141 152L146 151V150H144V151H143ZM214 150H215L217 153L214 152ZM220 150H221V149H220ZM13 151H12V152H13ZM15 151H16V150H15ZM17 151H18V150H17ZM148 151H149V150H148ZM164 151L166 152V149H164ZM225 151H226V150H225ZM232 151H233V150H232ZM3 152H2V153H3ZM21 152H22V151H21ZM79 152H80V151H79ZM208 152H209V151H208ZM210 152H209V153H210ZM213 152H214V154H213ZM221 152H222V151H221ZM226 152H227V151H226ZM17 153H18V152H17ZM139 153H140V152H139ZM152 153H153V151H152ZM156 153H157V155L159 156L158 151H156ZM156 153L153 154L154 157H155ZM161 153H163V152H161ZM161 153H160V154H161ZM9 154H8V155H9ZM73 154H74V153H73ZM81 154L83 155V153H81ZM129 154H131V153H129ZM225 154H226V153H225ZM76 155H77V154H76ZM140 155H145V154H141V153H140ZM140 155L138 154V156H140ZM157 155H156V156H157ZM162 155H163V154H162ZM228 155H229V154H228ZM10 156H12V155H9L8 157H10ZM68 156H69V155H64V156H62V157L59 159V163H60V165H61V164H65V163H67V160H68V158H69ZM138 156H137V157H138ZM146 156H149V154H146ZM160 156H161V155H160ZM226 156H227V155H226ZM75 157H76V156H75ZM75 157H74V158H75ZM81 157H82V156H81ZM142 157H143V159H144V156H140L139 158H142ZM154 157L152 156V157H149V158H154ZM162 157H163V156H162ZM76 158H77V157H76ZM147 158H148V157H146V159H147ZM226 158H228V160H230V157H226ZM11 159H12V157H11ZM12 160H14V159H12ZM149 160H150V159H149ZM210 160H208V161H210ZM214 160H213V161H214ZM226 160H227V159H226ZM15 161H16V159H15ZM136 161H137V160H136ZM142 161H143V160H141V162H142ZM213 161H211L210 164H211V168L213 167V169H215L214 167H216V165H215L216 160H215L214 162H213ZM11 162H12V161H11ZM20 162H21V161H20ZM138 162H139V161H138ZM149 162H150V161H149ZM212 162H213V165H212ZM16 163H17V161H16ZM8 164L6 163V165H8ZM14 164H15V163L13 162V165H14ZM18 164H19V166H20V163H18ZM34 164H35V163H34ZM42 164H43V163H42ZM11 165H12V164H11ZM11 165H9V167H10ZM13 165H12V166H13ZM73 165H75V164H73ZM151 165H152V164H151ZM204 165H205V164H204ZM204 165H203V167H204ZM214 165H215V166H214ZM15 166H17V165H15ZM152 166H153V165H152ZM9 167H8V168H9ZM13 167H14V166H13ZM17 167H18V166H17ZM15 168H16V167H15ZM15 168H14V169H13V168H9V169H10V170L12 169V170H14V172H16V171H15ZM42 168H43V170H45L44 168H46V167H42ZM49 168H50V167H49ZM211 168H209V166H206V167H204V169L202 170V172L206 173V172H207L206 170H209L210 172L212 171V172L214 173V170H212ZM147 169H148V166H147ZM19 170H20V168H19ZM19 170H17V171L19 172ZM53 170H54V168H53ZM47 171H49V170H47ZM9 172H10V171H9ZM11 172H12V171H11ZM49 173H51V172H49ZM9 174H10V173H9ZM11 174H12V173H11ZM14 174H15V173H14ZM207 174L209 175L210 173L207 172ZM12 175H13V174H12ZM12 175H11V176H12ZM14 176H15V175H14ZM89 212H90V211H89ZM83 215H84V214H83ZM80 217H81V216H80ZM78 218H79V217H78ZM79 219H81V218H79ZM82 219H83V218H82ZM76 220H77V219H76ZM83 222H84V221H83ZM83 222H82V225L84 224ZM86 223H87V221H86ZM33 224H34V223H33ZM92 224H93V223H92ZM77 226H78V225H77ZM83 226H84V225H83ZM83 226H82V227H83ZM66 228H67V227H66ZM76 229H77V228H76ZM46 230L48 231V229H46ZM46 233H47V232H45L44 234H46ZM52 233H53V231H52ZM52 233H51V234H52ZM68 233H69V232H68ZM73 233H74V232H73ZM66 235H67V234H66ZM51 236H52V235H51ZM68 236H70V235L68 234ZM68 236H67V237H68ZM71 236H72V235H71ZM54 237H55V236H54ZM67 237H66V238H67ZM66 238H65V239H66ZM73 238H74V236H73ZM110 238H111V237H110ZM71 239H72V238H71ZM108 239H109V237H108ZM54 240H55V239H54ZM63 240H64V238H63ZM70 241H71V240H70ZM64 242H65V241H64ZM70 246H71V245H70ZM69 250H70V249H69ZM74 253H75V252H74ZM74 253H72V254H74ZM76 253H77V252H76ZM50 254H51V257H54V256H55V254H54V256H52L53 254H52L51 252H49L48 254H47V253L45 254V257H46V258H47V257L49 258V255H50ZM71 256H72V255H71Z\"/></svg>", "mask_w": 264, "mask_h": 264}]
</instances>
